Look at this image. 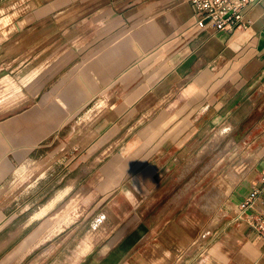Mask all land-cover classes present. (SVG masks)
Segmentation results:
<instances>
[{
	"label": "crops",
	"instance_id": "obj_1",
	"mask_svg": "<svg viewBox=\"0 0 264 264\" xmlns=\"http://www.w3.org/2000/svg\"><path fill=\"white\" fill-rule=\"evenodd\" d=\"M9 1L0 264H264V0L233 30L190 0Z\"/></svg>",
	"mask_w": 264,
	"mask_h": 264
},
{
	"label": "built area",
	"instance_id": "obj_2",
	"mask_svg": "<svg viewBox=\"0 0 264 264\" xmlns=\"http://www.w3.org/2000/svg\"><path fill=\"white\" fill-rule=\"evenodd\" d=\"M198 12L196 23L199 27L233 30L244 25V8L254 0H190ZM264 182V171L261 175ZM259 188L247 198L242 208L250 210L247 222L264 237V199H256Z\"/></svg>",
	"mask_w": 264,
	"mask_h": 264
},
{
	"label": "rangeland",
	"instance_id": "obj_3",
	"mask_svg": "<svg viewBox=\"0 0 264 264\" xmlns=\"http://www.w3.org/2000/svg\"><path fill=\"white\" fill-rule=\"evenodd\" d=\"M4 2H6V4H9L8 2H10L9 0H0V6L1 5H3V3ZM17 3V0L14 2V8L15 9H13V10H16L19 6L16 4ZM6 11V10H5ZM8 11V10H7ZM1 12H3V10L2 11H0V13ZM16 16H17V13H16ZM8 83H6V80H0V99L3 97V95H4V93H5V91L7 90V88H8ZM254 123H251V125H253ZM242 126H236L235 127V130L230 134V138L229 139H231L230 141H229V144H231V143H234V145H236L237 147H239L240 149H243L242 148V144H243V142H242V140H243V135H242ZM246 132H248V131H246ZM233 135V136H232ZM252 140V138H250V141ZM246 141L248 142V139H246ZM245 143V142H244ZM247 145V144H246ZM239 151V150H238ZM231 157H233L232 158V160H238L237 158H239V156H241V154H239V153H236V154H234V155H230ZM20 176V173H18L17 175H16V177H19ZM18 181V180H17ZM17 181H14L13 183H11L9 186L7 185L6 186V190L7 189H12V192L13 191H18V189H19V183L18 184H16L17 183ZM26 181V180H25ZM25 181H23V183H25ZM22 183V182H21ZM5 188V187H4ZM1 190V189H0ZM1 192H2V190H1Z\"/></svg>",
	"mask_w": 264,
	"mask_h": 264
}]
</instances>
